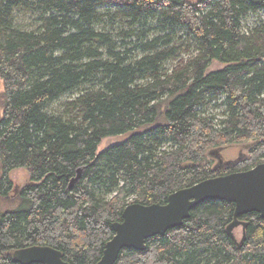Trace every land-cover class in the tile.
I'll list each match as a JSON object with an SVG mask.
<instances>
[{
  "label": "trees",
  "instance_id": "obj_1",
  "mask_svg": "<svg viewBox=\"0 0 264 264\" xmlns=\"http://www.w3.org/2000/svg\"><path fill=\"white\" fill-rule=\"evenodd\" d=\"M23 11L30 27L19 24ZM261 13L264 0H0V196L13 169L30 172L19 205L0 211V264H23L13 252L36 244L94 264L131 201L166 203L264 162V21L244 24ZM182 36L193 52L172 65ZM214 61L223 66L212 70ZM238 143L250 157L215 170L210 151ZM234 209L207 199L115 264H264V218L241 216L238 240L227 230Z\"/></svg>",
  "mask_w": 264,
  "mask_h": 264
},
{
  "label": "water",
  "instance_id": "obj_2",
  "mask_svg": "<svg viewBox=\"0 0 264 264\" xmlns=\"http://www.w3.org/2000/svg\"><path fill=\"white\" fill-rule=\"evenodd\" d=\"M221 148L210 151L217 158L214 165L217 171L234 165L245 156L242 153L237 159L224 160L220 155ZM82 173L83 168L79 167L70 181V188L79 181ZM207 199L235 204L233 220L227 226L231 235H234L235 227L247 225L241 216L257 212L264 218V162L248 170L217 175L180 188L169 194L166 203H129L123 210L122 220L112 224L114 235L105 243L102 257L94 264H115L124 248L144 250L148 238L182 225L191 216V210ZM13 259L23 264H71L64 259L61 250L49 245L18 248L13 252Z\"/></svg>",
  "mask_w": 264,
  "mask_h": 264
},
{
  "label": "rangeland",
  "instance_id": "obj_3",
  "mask_svg": "<svg viewBox=\"0 0 264 264\" xmlns=\"http://www.w3.org/2000/svg\"><path fill=\"white\" fill-rule=\"evenodd\" d=\"M191 1H196V0H191ZM18 16H19V24L21 26L30 27L32 25V22H33L32 13L23 11L19 13ZM262 21H264V16L262 13L252 14L249 18L245 20L244 24L247 29L252 30V29H255L256 26L257 27L260 26ZM116 22L117 24H115V27H118L120 25L125 28L129 27V25L127 24V21H125L124 19L117 18ZM182 37L183 38L177 39V45L180 48V53H179V57L175 61L171 62L172 65L181 63L182 62L181 60L187 59V57L191 53L190 51L193 52V48H190V49L183 48L185 44L192 45L191 38L189 37L187 38L186 36H182ZM222 66H223L222 63L214 61V63L211 66V69L215 70V69L221 68ZM4 87L5 86H4L3 78L0 76V118L2 117V114H3V102H4L3 95H4V89H5ZM127 136L128 134L106 137L102 140L99 146V150H103L112 144L120 142L124 140L125 138H127ZM242 153L245 155L244 159H247L248 157H250V150H249V147H247V144H243V143L231 144V145H228L220 149V155L224 160L237 159ZM244 159H242L240 162H242ZM207 160L212 162V167L216 165L217 163L216 157L212 159L207 156ZM228 169L229 168H225L224 171ZM1 173H2V169H1V164H0V177H1ZM10 179L13 182V188L7 199H4L0 196V211L14 208L19 205L20 200L18 196L21 193L23 187H25L30 182V172L26 168L13 169L10 172ZM132 202L133 201H131L130 203ZM234 231H235V235L237 239L240 240L242 237V226L239 225L235 227Z\"/></svg>",
  "mask_w": 264,
  "mask_h": 264
},
{
  "label": "flooded vegetation",
  "instance_id": "obj_4",
  "mask_svg": "<svg viewBox=\"0 0 264 264\" xmlns=\"http://www.w3.org/2000/svg\"><path fill=\"white\" fill-rule=\"evenodd\" d=\"M242 220V219H241ZM244 221V220H243ZM242 226V232H243V229H244V226L243 225H241ZM234 234H235V231H234ZM235 237H236V235H235ZM237 238V237H236Z\"/></svg>",
  "mask_w": 264,
  "mask_h": 264
}]
</instances>
